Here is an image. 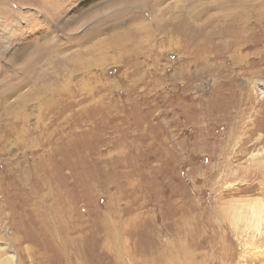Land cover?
<instances>
[{"label":"rangeland","instance_id":"374dc122","mask_svg":"<svg viewBox=\"0 0 264 264\" xmlns=\"http://www.w3.org/2000/svg\"><path fill=\"white\" fill-rule=\"evenodd\" d=\"M0 264H264V0H0Z\"/></svg>","mask_w":264,"mask_h":264},{"label":"bare ground","instance_id":"6f19581e","mask_svg":"<svg viewBox=\"0 0 264 264\" xmlns=\"http://www.w3.org/2000/svg\"><path fill=\"white\" fill-rule=\"evenodd\" d=\"M196 11V10H195Z\"/></svg>","mask_w":264,"mask_h":264}]
</instances>
